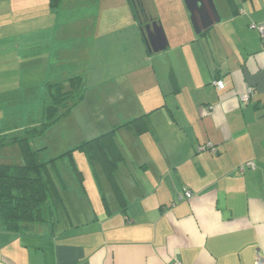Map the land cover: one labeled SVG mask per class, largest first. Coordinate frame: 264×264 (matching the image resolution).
Returning <instances> with one entry per match:
<instances>
[{
  "label": "crops",
  "instance_id": "obj_1",
  "mask_svg": "<svg viewBox=\"0 0 264 264\" xmlns=\"http://www.w3.org/2000/svg\"><path fill=\"white\" fill-rule=\"evenodd\" d=\"M175 1L177 15L169 20L174 35L164 34L173 42L166 39L158 52H150L145 44L155 89L124 86L137 100L136 105L132 102L136 112L131 120L144 117L148 126L142 134L119 128L132 133L136 152L129 163L122 154L115 173L125 206L118 203L100 168H93L92 193L77 178L83 189L79 203L70 197L67 202L66 188L52 218L19 232L0 227V264L264 261V38L251 28L264 22V0H233L236 10L221 0L214 4L220 22L179 37L177 28L185 26L189 11L184 1ZM127 2L143 39L131 0ZM141 2L147 16L161 26L156 10L162 3ZM6 3L0 0V86L6 88L0 93V134L12 137L20 136L13 130L30 124L34 112L24 98L34 94L35 83H45L46 73L58 71L52 61L57 56L55 41L66 34H87L81 30L91 19L73 18L63 22L61 31L58 21L51 23L43 14L49 0H35L36 11L16 16ZM167 10L173 13L171 6ZM89 47L94 50V44ZM162 52L164 64L153 59ZM214 80L224 88L212 86ZM248 88L252 94L242 103L239 97ZM206 145L215 151L204 149ZM10 149L16 161L8 160L20 162L17 148ZM246 163L254 168L240 171ZM187 191L191 198L185 197Z\"/></svg>",
  "mask_w": 264,
  "mask_h": 264
},
{
  "label": "rangeland",
  "instance_id": "obj_2",
  "mask_svg": "<svg viewBox=\"0 0 264 264\" xmlns=\"http://www.w3.org/2000/svg\"><path fill=\"white\" fill-rule=\"evenodd\" d=\"M33 1L35 0H7L6 7L11 11L12 16L22 15L31 10L36 11ZM93 1L91 5L89 0H61L57 8H51L52 11L49 9L48 3V10H45L43 14L52 20L51 23L55 20L58 21L57 30L63 31V22L80 18V16L91 19V25L88 24L82 27L83 29L81 28V31L87 32L85 35L83 33L82 36L80 34L74 38L66 34L55 41L54 54L57 56L52 61L58 71L46 73L45 83L43 84V81L35 83L37 86L34 87V94L32 95L30 92L24 98L29 103L30 109L33 108L34 111L30 115V123L40 121L42 107L50 103L47 83L63 82L73 76L72 74L81 76L85 80L84 101L74 107L68 116L60 118L42 135L31 141L32 148H44L41 159L48 161L57 158L54 161V167L48 165L47 169L51 174L58 172L66 183L67 202L70 198L71 201L77 198V203H79V197L82 195L83 189L77 181V173L87 193H92L95 188V171L86 155L76 149L77 145L107 133L113 125H122L134 118L132 116L136 111L133 103L136 105L137 100L136 97L133 98L124 91L126 84L130 86L135 84L134 88L138 90L155 89L153 87L154 75L151 73L153 61L151 57L147 56L145 43L139 34L137 23L127 0ZM153 1L163 5L162 8L159 6V13L155 10L165 36H168L167 33L174 35L169 20L176 18L178 9L176 1ZM213 1L216 6V3L218 4L221 0ZM166 2L169 4L164 7ZM26 3H30V5H26ZM85 4H87V8H84ZM100 4L102 5L100 6ZM170 6L172 14L167 10ZM89 9L91 10L89 11ZM38 10L40 13V9ZM145 12L147 13L146 10ZM180 21L183 20L180 19ZM177 29H181L176 35L177 37L194 33L189 13L185 26H180ZM186 31L188 33H183ZM166 39L168 43L169 41L173 42L170 37L169 40L167 37ZM90 43L94 44V50L90 49ZM164 53L162 52L157 57L153 56V59H161L160 62L164 64L166 59ZM141 71L144 73L141 74ZM5 90V87L0 86V93ZM25 125L27 123L21 125L17 131H13L21 136L24 132L22 127ZM130 135L132 133L124 129L115 131V141L127 163L132 162L136 154L132 148L135 144L134 139ZM10 148L11 146L0 152V159L7 158L16 161V155ZM7 151L10 152V155L5 157ZM67 152H69L72 165L66 156ZM60 155L62 157H59ZM52 213L49 215L50 218H52Z\"/></svg>",
  "mask_w": 264,
  "mask_h": 264
},
{
  "label": "trees",
  "instance_id": "obj_3",
  "mask_svg": "<svg viewBox=\"0 0 264 264\" xmlns=\"http://www.w3.org/2000/svg\"><path fill=\"white\" fill-rule=\"evenodd\" d=\"M60 2L61 0H49V6L57 8ZM226 2L236 10L233 0ZM131 3L134 16L140 21L141 30V21L144 19L159 25L154 18L147 16L141 0H131ZM141 33L146 44L144 32ZM47 88L50 103L44 106L40 121H33L24 127L21 136L11 137L5 131L0 134V152L15 146L21 159L20 162L13 163L8 159H0V227L8 232H19L30 225L44 222L55 209V205L61 204V194L66 189L59 173L51 174L47 169L48 165L54 167L57 158L48 161L41 159L44 148H32L31 141L42 135L60 118L68 116L72 109L82 102L86 89L85 81L81 76H73L64 82L48 84ZM120 127L136 134H142L148 129L145 118L138 117L119 127L114 126L107 133L81 142L76 149L86 155L93 168L99 167L110 180L118 203L124 207L125 201L115 180L118 165L123 160L115 141V131ZM66 154L72 165L69 152ZM77 175L79 177L78 173Z\"/></svg>",
  "mask_w": 264,
  "mask_h": 264
},
{
  "label": "water",
  "instance_id": "obj_4",
  "mask_svg": "<svg viewBox=\"0 0 264 264\" xmlns=\"http://www.w3.org/2000/svg\"><path fill=\"white\" fill-rule=\"evenodd\" d=\"M190 13V20L196 34L207 30L213 23L220 22V17L212 0H183ZM199 23V24H198ZM151 29L146 27V44L149 51L158 52L164 50L166 39L160 25L152 23Z\"/></svg>",
  "mask_w": 264,
  "mask_h": 264
},
{
  "label": "built area",
  "instance_id": "obj_5",
  "mask_svg": "<svg viewBox=\"0 0 264 264\" xmlns=\"http://www.w3.org/2000/svg\"><path fill=\"white\" fill-rule=\"evenodd\" d=\"M251 28L253 30H255L256 32H258V34L264 38V22L259 23V24H253L251 26ZM211 84H212V86H214L217 89H223L224 88V84L219 80H214V81H212ZM251 94H252V90L249 88L246 89V91L244 93H242L239 97L240 102L247 103L248 100L250 99ZM203 148L209 149L210 151H215V147H213V145H206V147H203ZM243 167L254 168V164L253 163H246L245 165L240 167V171L243 169ZM185 197L191 198L192 193L189 191L185 192ZM173 264H180V263L179 262H173ZM255 264H264V261L260 257H258L255 261Z\"/></svg>",
  "mask_w": 264,
  "mask_h": 264
},
{
  "label": "flooded vegetation",
  "instance_id": "obj_6",
  "mask_svg": "<svg viewBox=\"0 0 264 264\" xmlns=\"http://www.w3.org/2000/svg\"><path fill=\"white\" fill-rule=\"evenodd\" d=\"M142 24V31L144 32V35H146V27L148 26L150 29L152 28V22H150L148 19H144L141 21Z\"/></svg>",
  "mask_w": 264,
  "mask_h": 264
}]
</instances>
